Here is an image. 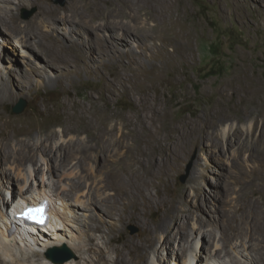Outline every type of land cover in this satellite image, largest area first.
I'll list each match as a JSON object with an SVG mask.
<instances>
[{
	"label": "bare ground",
	"instance_id": "1",
	"mask_svg": "<svg viewBox=\"0 0 264 264\" xmlns=\"http://www.w3.org/2000/svg\"><path fill=\"white\" fill-rule=\"evenodd\" d=\"M48 1L0 0V24L12 35V47L27 49L39 63L38 67H33L29 74L24 75L27 86L31 85L32 76L43 77L44 73L56 74V77H43L46 85L58 84L64 75L72 72L68 70L72 64H78L79 60L73 58L78 56L77 50L67 47L65 43L68 41L59 38L55 31L42 28L48 23L64 26L76 24L87 31H109L119 27L128 34L146 40L150 37L147 33H140L136 27L125 26V29L117 20L130 18L147 24L161 19L165 27L160 32L164 35L161 37L166 39V45L182 38L175 32L172 37L169 35L178 22L173 12L180 0H73L71 15L57 13L60 9L49 5ZM32 5H39V15L44 19L39 23L38 15L23 25L19 11L23 6ZM81 10L90 13L91 22L100 20V24L91 28L78 22V18L85 16ZM5 41L0 30V49L6 46ZM181 44L186 45L184 42ZM97 45L102 55L114 52V60L130 58L128 53L117 51L116 47V51H113L103 36H98ZM79 47L86 45L81 43ZM87 48L95 51L91 46ZM163 49L162 57L166 61L176 57L167 53L166 47ZM5 56L0 58L8 60V55ZM183 59L187 60V57L183 56ZM135 62L130 60V64L123 69L125 72L133 70L137 77L140 71L133 67ZM6 70L13 78L16 70L12 66L11 69L6 67ZM126 73L119 71L116 76L124 86L127 81L133 80ZM251 75L248 71H241L231 84L221 88L222 96L227 97L232 92L245 106L257 102L263 88ZM1 80L0 264H29L30 253L40 254L42 260L46 261L42 264H53L48 254L53 249L67 247L75 249L81 261L71 258L61 264H241V258L247 259L250 264H264V220L260 215L253 211L246 215L244 207L237 204L230 206L224 219L217 209L218 216L205 218L204 215L210 214L212 209L201 187L198 186L190 198L185 193H172V173L177 170V151L174 147L178 135H194L196 143H201L209 130H216L227 120L224 100L209 108L204 120L197 115L199 120L196 124L187 118L176 123L161 108V94L152 97L148 91L131 117L110 112L103 115L100 110L79 105L75 106L74 114H68L60 138L51 127L40 126L38 141L32 143L33 128L19 123L20 118L12 119L3 111L8 102L18 97L17 94L24 95L25 91L14 82V78L9 81L1 77ZM243 109L238 112H243ZM260 116V137L264 139V112L260 111L254 118L258 121ZM226 130H221L219 134L223 139L228 135ZM230 132L226 145L233 144L234 134ZM93 161L95 165L91 164ZM41 162L43 164L40 165ZM27 163H31V166L27 167ZM193 181L197 182V179ZM153 189L157 193L166 189L172 199L167 208L161 207L162 217L155 227L144 224L138 237L128 235L125 224L141 223L146 209L154 204ZM45 198L53 204L48 226L38 230L18 229L11 234L13 211L29 203L39 204ZM253 216L256 220L249 222L247 218ZM218 220L224 222L220 239L216 231L219 229ZM238 220L248 225L250 241L242 240L240 245H233V238L244 231ZM192 221L195 223L190 231ZM67 223L74 224L71 233L80 234L82 243L74 245L67 240ZM206 226L213 229H205ZM176 245L178 248H175ZM228 247L235 255L229 256L230 259L223 256ZM163 249L165 256L161 254ZM188 253L192 257L189 258ZM82 254L89 256L82 257Z\"/></svg>",
	"mask_w": 264,
	"mask_h": 264
},
{
	"label": "rangeland",
	"instance_id": "2",
	"mask_svg": "<svg viewBox=\"0 0 264 264\" xmlns=\"http://www.w3.org/2000/svg\"><path fill=\"white\" fill-rule=\"evenodd\" d=\"M48 3L60 9L57 13L63 15L72 13L73 0H49ZM38 6L21 7L19 17L23 25L39 15ZM81 11L85 16L78 18V22L85 23L89 27L100 24V20L91 22L89 12ZM173 16L178 22L169 35L172 37L173 32L178 33L182 36L181 41L186 43L184 46L179 38L178 42L166 45L164 42L166 39L161 37L163 34L160 32L165 27L161 19L149 21L147 24L130 18L117 20L125 29L136 27L140 33H147L150 37L146 40L128 34L119 27L109 31H87L76 24L74 26H64L60 23L46 24L42 28L45 31H55L59 38L68 41L65 43L67 47L77 50L78 56L73 58L79 60L78 64H72L68 69L72 72L64 75L60 82L62 84L52 85H46L47 83L42 80L43 77L44 79L49 76L56 77V74L51 73H44L43 77L32 76L31 85H26L24 75L29 74L33 67H38L39 63L27 49L14 45L12 47V43L14 44L11 40L12 35L8 34L0 24L1 35L7 40L6 46L0 49V56L8 55L5 56L7 59L9 57L8 60L0 58V84L1 77L9 81H13L14 78V82L16 81L25 91L24 95L17 94L18 97L8 102L3 107V111L12 119L20 118L19 123L23 125L26 123L33 128V143L38 141L40 126L51 127L60 138L64 129L63 123L70 114H74L75 106L79 105L100 110L103 115L110 112L131 117L134 115L136 105L148 91L152 97L161 94V108L176 123L179 124L183 118H187L196 124L199 120L197 115L204 120L207 110L216 105V102L224 100L227 120L216 130H209L201 143H196L194 135H178L174 147L177 151V170L172 173V193L174 195L185 193L190 198L197 187H201L212 209L211 215H204L205 218L218 216L216 209L223 218L224 214L229 213L230 206L240 204L244 207L245 214L253 211L264 220V202H262L264 201V139L260 137L262 117L260 116L258 121L254 118L260 114V111L264 112V0H180ZM43 19L44 17L39 15L37 20L41 23ZM98 36H103L113 51H116L114 50L116 47L117 51L128 53L130 58L125 57L118 61L113 59L114 52L109 55L100 54L97 45ZM81 43L86 47L78 48ZM87 46L93 47L97 53L89 51ZM164 47L167 53L177 58L166 61L162 57ZM183 56L187 57V60H184ZM130 60L136 61L133 67L140 71L137 77L133 70L126 73L123 69L130 64ZM11 66L16 70L12 75L13 78L6 70V67L11 69ZM119 71L128 74L133 80L127 81L126 86L120 84L116 79ZM241 71L252 74L251 76L257 79L263 88L257 102L250 106H245L232 95V92L227 97L222 96L221 88L231 84ZM22 102L27 104V109L21 114L14 113L13 108ZM239 109H243V112H238ZM221 130H226L228 135L231 130V135L234 134L233 144H225L228 135L223 139L219 135ZM91 164L96 163L93 161ZM29 166L31 163H27V167ZM192 175L197 182L193 181L195 178ZM153 194L154 204L146 209L142 222L125 224L128 235L138 237L144 224L153 228L161 219V207L167 208V204L172 199L171 194L166 189L161 193L153 189ZM254 216L247 218L248 221H255ZM194 223L195 221H192L189 226L190 231ZM237 223L241 224L244 231L237 233L231 244L240 245L242 240L249 242L248 225L243 223V220H238ZM67 224L70 225H66L65 228L67 240L74 245L82 243L79 239L80 234L71 233L74 224ZM218 226L219 229L216 231L220 239L224 222L218 220ZM205 229H213V227L206 226ZM175 248H178L177 245ZM67 249L77 262L81 261L75 249L72 247ZM152 251L150 249L151 256L154 257ZM41 252L44 254L45 251L41 248ZM224 252L223 256L228 259L229 256H235L230 247ZM161 254L166 255L164 249L161 250ZM187 255L189 258L192 257L190 253ZM85 256L89 255L82 254V257ZM66 257L65 253L50 258L53 264H61L60 261ZM240 260L241 264H250L247 259ZM29 262V264H42L46 261L42 260L40 254L30 253Z\"/></svg>",
	"mask_w": 264,
	"mask_h": 264
},
{
	"label": "water",
	"instance_id": "3",
	"mask_svg": "<svg viewBox=\"0 0 264 264\" xmlns=\"http://www.w3.org/2000/svg\"><path fill=\"white\" fill-rule=\"evenodd\" d=\"M28 17H29V15L26 16V18H28ZM26 109H27V104L25 102H22L21 104L15 106L13 108V111L16 114H21ZM65 253L67 254V257L65 259H63V260L60 261L61 263H64V262L70 260L71 258H73V254L67 248H61V249L60 248H57V249H53L50 252L49 256L52 257V258H54L57 255L65 254Z\"/></svg>",
	"mask_w": 264,
	"mask_h": 264
},
{
	"label": "snow or ice",
	"instance_id": "4",
	"mask_svg": "<svg viewBox=\"0 0 264 264\" xmlns=\"http://www.w3.org/2000/svg\"><path fill=\"white\" fill-rule=\"evenodd\" d=\"M27 219L37 220L43 222V209L29 208L25 213Z\"/></svg>",
	"mask_w": 264,
	"mask_h": 264
}]
</instances>
